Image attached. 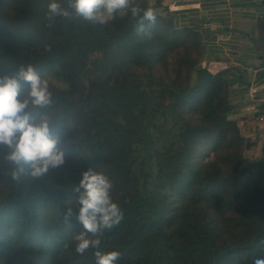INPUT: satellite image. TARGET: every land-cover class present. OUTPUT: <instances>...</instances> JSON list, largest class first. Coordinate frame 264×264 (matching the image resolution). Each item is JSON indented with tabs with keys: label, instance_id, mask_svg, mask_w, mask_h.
<instances>
[{
	"label": "trees",
	"instance_id": "trees-1",
	"mask_svg": "<svg viewBox=\"0 0 264 264\" xmlns=\"http://www.w3.org/2000/svg\"><path fill=\"white\" fill-rule=\"evenodd\" d=\"M50 2L0 0V77L31 65L48 80L52 102L31 115L49 122L65 157L40 178L28 165L13 178L18 168L0 145V264H95L97 249L79 255L74 240L83 230L74 188L89 168L109 176L123 213L100 237V251L121 253L118 264L264 256V142L260 159L245 156L264 129V106L261 117H230V82L203 66L190 29L157 14L143 21V11L94 24L73 0H56L69 17L49 19ZM21 85L23 100L30 85Z\"/></svg>",
	"mask_w": 264,
	"mask_h": 264
},
{
	"label": "clouds",
	"instance_id": "clouds-1",
	"mask_svg": "<svg viewBox=\"0 0 264 264\" xmlns=\"http://www.w3.org/2000/svg\"><path fill=\"white\" fill-rule=\"evenodd\" d=\"M69 7L75 14L94 24L105 25L119 16L131 14L138 17L143 11V21L155 23L156 15L152 9L142 10L135 6L134 0H73ZM69 17L70 13L56 0L48 5V17ZM141 21L139 31H144ZM30 85L28 97L21 100L22 85ZM52 102L47 79H41L36 69L28 65L21 67L12 77H0V145L10 151L6 159L17 166L13 178L25 172L24 165L30 168L29 174L40 178L50 169H58L65 164L64 153L57 148L58 140L50 134L49 122L45 119L39 124L33 122L31 109L43 108ZM113 183L102 171L89 168L84 171L74 188L78 194L79 206L77 219L83 230L74 235L75 251L84 255L90 248L95 252V264H118L119 251L102 252L100 246L103 233L111 230L123 219L119 205L113 201ZM74 215L72 207L66 212L65 219L70 221ZM264 244V241L261 242ZM253 264H264V256L256 258Z\"/></svg>",
	"mask_w": 264,
	"mask_h": 264
},
{
	"label": "crops",
	"instance_id": "crops-1",
	"mask_svg": "<svg viewBox=\"0 0 264 264\" xmlns=\"http://www.w3.org/2000/svg\"><path fill=\"white\" fill-rule=\"evenodd\" d=\"M177 29L198 34L203 66L230 82V117L262 116L264 106V0H145ZM264 142V129L257 143Z\"/></svg>",
	"mask_w": 264,
	"mask_h": 264
},
{
	"label": "rangeland",
	"instance_id": "rangeland-1",
	"mask_svg": "<svg viewBox=\"0 0 264 264\" xmlns=\"http://www.w3.org/2000/svg\"><path fill=\"white\" fill-rule=\"evenodd\" d=\"M56 85L62 86V84L58 81H55ZM246 159L248 161H257L262 157L261 145L257 143V146L253 149L245 152Z\"/></svg>",
	"mask_w": 264,
	"mask_h": 264
}]
</instances>
